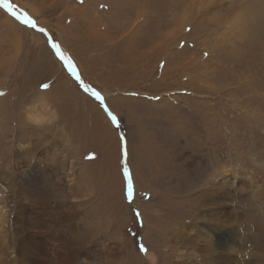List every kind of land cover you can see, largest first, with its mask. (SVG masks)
<instances>
[{"label": "rangeland", "instance_id": "374dc122", "mask_svg": "<svg viewBox=\"0 0 264 264\" xmlns=\"http://www.w3.org/2000/svg\"><path fill=\"white\" fill-rule=\"evenodd\" d=\"M7 2L45 31L17 20L0 0V158L7 161L1 183L18 161L26 169L18 179L43 203L53 197L44 176L66 175L87 222L78 225L86 243L128 220L124 235L139 234L131 252L144 264H264V0ZM34 140L49 161L46 151L25 150ZM9 141L28 152L24 159L6 151ZM143 142L155 159L137 165L129 144ZM94 156L107 162L115 197L102 202L116 215L92 223L83 200L98 185L85 180L92 171L82 166ZM1 207L0 200L3 217ZM190 228L191 238L199 230L214 243L196 241V262L169 252L171 237Z\"/></svg>", "mask_w": 264, "mask_h": 264}, {"label": "bare ground", "instance_id": "6f19581e", "mask_svg": "<svg viewBox=\"0 0 264 264\" xmlns=\"http://www.w3.org/2000/svg\"><path fill=\"white\" fill-rule=\"evenodd\" d=\"M73 107L78 109L80 108V104L78 102H75L73 104ZM52 114V117L55 118L53 111ZM101 115L102 118L105 119V122L109 124L105 116L102 113ZM36 117H38L39 119H36ZM33 120L41 123L44 122L43 116H35ZM33 120L30 119V121ZM57 124L59 125V123ZM107 129L110 128L107 126ZM11 141L5 143L4 147L6 151H8V149H11V153L14 152L17 155H21L20 159H24V156L27 155L28 152L25 151L21 153L18 151L19 149L17 148L12 149L11 143L13 142ZM39 143L38 140H34L24 146L26 148L25 150L31 149L29 150V152H31L32 155H34V152L38 154L44 153L46 151V159L49 161L50 154L48 150H45L42 146L39 145ZM140 145L141 147L137 146V148L134 149V147L129 144V146H131L129 150V157H132V154H135L136 158L138 159L137 165H142L145 161H151L155 159L154 154L151 152L152 150H150L147 144L144 143L145 146H143V144ZM55 157L56 156H54V158ZM94 159L95 160L92 161L93 164L84 163L86 165H81L83 168H91L90 171H92L91 175H82L85 180L87 181L89 178L90 180H93V178H95L97 180L98 185V188L96 187L97 190H94L95 187L93 190L89 188L91 190L90 194H88L87 199L83 200V203L87 202L86 205L89 204L91 205L90 207H92L91 214L93 218L90 220V222L92 223L94 222L93 219L96 218L97 215H99L101 218L104 216H111L112 214L116 215L115 210L109 207L108 204L106 206H103V204L105 203L102 202V199L104 198L111 197L114 199L115 197L113 190H110V187H108L106 181V179L109 180V175L111 174L107 169V162L105 160H102L103 162L99 163L96 160L95 156ZM6 162V159L0 158V169L4 168V163L7 165ZM13 166L14 168H11L9 173H7L9 175V178L5 181V183L7 182L10 183V185L12 184V188L8 187L7 183H1L0 181V184H5L7 188V192H5L4 198L0 196L1 205L3 206L1 207V209H3V217L0 216V239H2V255H0L1 264H83L84 258L91 262L96 261L98 264H134L136 260H142V263L144 264L142 256L138 255L137 253L136 254L138 256L134 255L133 251L131 252V248L136 247L140 241L139 234L137 233L132 237L128 234L124 235V229L122 227L126 223L128 224V220H126V223L119 224L118 228H114V232L113 230H111V232H113L112 235L107 237L103 236L100 238V241L98 240L97 242L88 241L89 243L87 244V240L84 239V237H81L78 231V225L87 222L82 221L83 211L78 210L75 204L73 203V200L71 199L73 196L76 197V195L73 193L75 192L74 187H68L66 185V175L65 177L63 175L54 176L52 174H46V176H44L45 178L43 180V185L46 188V194H48L49 196L50 193H53V197L49 201H42L43 203H41L37 202L38 200L34 198L30 190V185L26 184L25 182L22 183L17 177L19 175L25 174L26 169H21V166L19 168L18 161L13 162ZM93 171L95 173H93ZM0 172L3 174L6 173L5 171H3V169L0 170ZM66 174H68V172ZM250 175L251 177L254 176L252 174ZM68 176L71 179V176ZM78 178L76 179L77 183ZM70 179L68 178L69 181ZM73 180H75V178L72 177L71 181ZM255 181L256 180L252 179L251 183L254 184ZM80 182H83V179H80ZM92 182H94V180ZM104 182L106 183L104 184ZM64 186L65 188H63ZM256 187L259 188L260 185H256ZM63 193L65 195L61 196ZM42 194L44 195L45 193ZM57 197H61V200L59 202L57 201ZM15 202H17V205L13 206ZM78 202H80V199ZM113 208L115 209V204ZM87 210L89 209L87 208ZM86 230L87 227H84L83 231ZM191 231L192 229L190 228L189 231H184L185 233H181V235L178 237H171V245L169 246V252L174 258L185 257L190 258L189 260L191 261L195 259L194 262H196L197 258L194 257L196 255V251H193L195 250V247L198 248L199 246L196 244V241L202 237H205L203 241L206 244L207 248H210L211 245L214 244H212V238L210 235H208V233L198 230L196 237L191 238ZM186 233L188 234L184 235ZM179 237L180 239H178ZM174 262L176 264V261Z\"/></svg>", "mask_w": 264, "mask_h": 264}, {"label": "snow or ice", "instance_id": "6c2138e0", "mask_svg": "<svg viewBox=\"0 0 264 264\" xmlns=\"http://www.w3.org/2000/svg\"><path fill=\"white\" fill-rule=\"evenodd\" d=\"M81 2H82V0H81ZM4 7L7 8L12 13V15L16 17L17 20H20L22 23L26 24L30 28L36 29L37 31L42 32V33L45 31L43 28H38V26L35 23V21L31 17H29L27 13L21 12V13L17 14L15 11H13L12 10V6L7 2V0H4ZM51 46H52L53 49H55L57 55L62 60H64L66 63H68L67 57H65L63 55V53L60 51L59 46L57 44H55V43H52ZM205 55H207V53H205ZM69 67H71L70 63H69ZM43 87L47 88L48 86L47 85H43ZM85 90L86 91H91L92 95H94L98 100L101 99L99 92L93 91L92 89H89L87 87L85 88ZM2 94L3 93H0V95H2ZM111 118H112V120L114 122L116 121V117L115 116H112ZM130 192H131V186H129V193ZM139 250L142 253L147 251V249L143 246V244H141L139 246Z\"/></svg>", "mask_w": 264, "mask_h": 264}]
</instances>
